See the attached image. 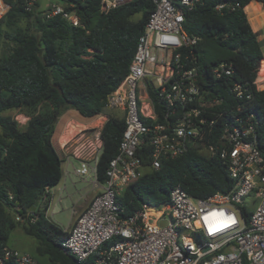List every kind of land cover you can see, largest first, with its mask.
I'll return each mask as SVG.
<instances>
[{"label":"built area","instance_id":"1","mask_svg":"<svg viewBox=\"0 0 264 264\" xmlns=\"http://www.w3.org/2000/svg\"><path fill=\"white\" fill-rule=\"evenodd\" d=\"M129 1L23 0L22 5L26 11L40 12L46 18L60 16L72 26L82 27L78 13L81 5L94 2L100 13H108ZM197 1L153 0L155 8L138 38L128 72L107 95L108 109L124 116L125 128L103 182L97 178L100 134L92 138L85 132L87 128L79 130V145L71 152L79 160V166L72 168L73 174L90 181L96 192L83 210L73 211L61 242L63 253L77 262L264 264L260 113L249 105L252 85L235 79L231 62L218 63L210 69L209 76L228 85L227 91L237 101L235 107L221 87L200 71L191 50L185 51L197 38L185 32L184 13L192 10ZM8 7L0 0V18ZM236 7L241 4L235 0H218L215 5L220 12ZM253 85L257 90L264 88L256 79ZM70 141H58L65 151V161ZM145 146L150 148L151 169H158L163 160L195 150L206 158L220 159L233 184L227 192L217 191L205 199L177 185L167 202H144L132 215L122 217L117 196L144 173ZM42 197L39 203L46 194ZM243 208L248 212L247 219ZM14 215L20 222L37 219L30 210L25 216L18 212ZM0 264L39 263L29 252L0 243Z\"/></svg>","mask_w":264,"mask_h":264},{"label":"trees","instance_id":"2","mask_svg":"<svg viewBox=\"0 0 264 264\" xmlns=\"http://www.w3.org/2000/svg\"><path fill=\"white\" fill-rule=\"evenodd\" d=\"M3 1L9 7L0 18V243L9 245L12 232L20 228L35 238L32 255L39 264H88L63 253L61 242L67 231L45 217L50 203L46 188L60 182L65 162L54 141L56 121L67 109L88 118L107 116L100 129L102 149L97 161V178L103 182L125 128L124 116L108 109L107 95L127 74L155 3L130 0L100 13L97 3L88 2L78 12L83 26L74 27L60 16L46 18L24 10L23 0ZM217 1L199 0L185 11L184 30L197 38L185 51L191 50L200 71L221 87L232 107L237 101L227 91L228 85L212 79L210 69L222 61L231 62L235 79L252 85L249 105L260 113L258 147L264 158V88L257 90L253 85L255 79L259 87L264 85V49L243 9L257 30L264 24V0H235L241 7L222 12L215 9ZM7 110L26 116L24 125L2 115ZM149 154L145 146L144 173L117 196L122 217L132 215L144 202H167L177 185L205 199L217 191L227 192L233 184L227 166L216 157L190 150L151 169ZM40 192L46 194L43 206L39 203L30 211L37 215L36 221L15 220L14 212L25 216Z\"/></svg>","mask_w":264,"mask_h":264},{"label":"rangeland","instance_id":"3","mask_svg":"<svg viewBox=\"0 0 264 264\" xmlns=\"http://www.w3.org/2000/svg\"><path fill=\"white\" fill-rule=\"evenodd\" d=\"M246 13V12H245ZM252 24V23H251ZM261 33L264 34V26L261 29ZM65 116H68L69 118H72V120L78 121V115L79 113L75 111L74 109H68L64 111ZM2 115H9L13 118H15L19 123L21 124L22 121L26 119V116L19 113L17 110H7L2 113ZM81 116V115H80ZM103 115H98L92 118L86 119L87 121H94L93 129L89 130L88 127L87 130H85L86 133H89V131H96L97 129H100L99 126L101 125V121H105V118H102ZM105 116V115H104ZM82 117V116H81ZM79 120H84V118H79ZM71 123L68 124L66 128V132L69 133L66 134L67 136L65 138H70L71 134L74 133L73 124L76 123V121H70ZM80 131L83 129H79ZM65 133V130L63 131ZM62 132V133H63ZM79 132V131H78ZM77 135L80 136V134ZM54 137V141L60 140V135H58V132H56ZM72 135V136H73ZM66 139L62 138L60 141H65ZM73 165L75 167L79 166V162H77L74 159H71ZM63 176L60 182L51 188V194H50V203L45 211V217L59 225L62 229H67L69 224L72 221L73 218V211L78 210L82 205H85L88 203L89 199L93 196V194L96 192L95 189H93V185L90 181L81 179L78 176L72 175L71 180L69 178H66L65 169L67 167V164L63 163ZM69 167V166H68ZM86 200V202H85ZM86 203V204H84ZM43 206V204L41 203ZM8 244L14 248L25 250L26 252H29L31 254L34 253V247L36 244L35 238L26 235L20 228H16L12 235L9 238Z\"/></svg>","mask_w":264,"mask_h":264},{"label":"crops","instance_id":"4","mask_svg":"<svg viewBox=\"0 0 264 264\" xmlns=\"http://www.w3.org/2000/svg\"><path fill=\"white\" fill-rule=\"evenodd\" d=\"M257 3H259V5H262V2H260V1H257ZM244 11L246 12V16H247V20H248V22H249V24H250V26H251V28H252V30L257 34V36H258V38H259V40L261 41V45H262V49H264V34H262L261 32V29L263 28V26H264V24H262L257 30L256 29H254V27L252 26V24H251V21H250V19H249V15H248V12H247V10H246V8L244 7ZM68 110V109H67ZM79 118H84V120H79ZM86 119H88V117H81L80 116V114L78 115V121L77 120H72V118H69L68 116H65V114H64V112L59 116V118L57 119V121H56V125H55V133L56 132H58V135H60V140L62 139V138H64V139H67V138H65L67 135L66 134H68L69 135V133H67L66 132V128H67V126H68V124L69 123H71L70 121H76V123L75 124H73V127H72V129L74 128V133H76V134H71L70 133V139H71V141H70V147L68 148V150H67V152L66 153H68V161H65V163L67 164V167H66V169H65V174H66V178H69L70 180H71V178H72V175H74L73 174V170H72V168L73 167H75L74 165H73V163H72V161H71V159H74V160H76L77 162L79 161L75 156H73L72 155V151L73 150H75V148H77V146L79 145L78 144V140H79V135H77V132L79 131V129H84V128H86V127H88V129L89 130H91V129H93L94 127H89V126H93L94 125V122L96 121V120H94V121H87ZM26 120H27V118L24 120V121H22V123L20 124L19 123V125L20 126H23L24 125V123L26 122ZM19 122V121H18ZM102 122V121H101ZM104 122V121H103ZM103 122L101 123V125L99 126V128L101 129V126H102V124H103ZM100 129H97L96 131H94V133H92L93 131H89V134H90V136L92 137V138H94V136L96 135V134H100ZM65 130V133L63 132ZM63 132V133H62ZM79 133V132H78ZM74 137H73V136ZM100 136V135H99ZM54 137H55V135H54ZM69 139V138H68ZM87 140H89V138H87L86 139V141ZM58 142V140L56 141V143ZM94 149V146H92L91 147V151ZM63 152V151H62ZM65 152V151H64ZM63 152V153H64ZM65 155V154H64ZM69 166V167H68ZM63 172H64V170H63ZM49 194H51V188H49ZM85 202H86V200H85ZM84 204H86V203H84ZM85 207V205H82L78 210H74V212H80L81 210H83V208ZM64 230H66V229H64Z\"/></svg>","mask_w":264,"mask_h":264},{"label":"water","instance_id":"5","mask_svg":"<svg viewBox=\"0 0 264 264\" xmlns=\"http://www.w3.org/2000/svg\"><path fill=\"white\" fill-rule=\"evenodd\" d=\"M42 195H43V192H40L39 195L36 197L35 201L33 202V204L29 206L28 210H30V211L36 210L37 206L39 205V201H40Z\"/></svg>","mask_w":264,"mask_h":264}]
</instances>
